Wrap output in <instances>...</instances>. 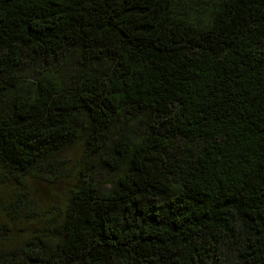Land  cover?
<instances>
[{
	"label": "trees",
	"instance_id": "obj_1",
	"mask_svg": "<svg viewBox=\"0 0 264 264\" xmlns=\"http://www.w3.org/2000/svg\"><path fill=\"white\" fill-rule=\"evenodd\" d=\"M82 141L30 224L20 188ZM7 191L0 264H264V0H0Z\"/></svg>",
	"mask_w": 264,
	"mask_h": 264
},
{
	"label": "rangeland",
	"instance_id": "obj_2",
	"mask_svg": "<svg viewBox=\"0 0 264 264\" xmlns=\"http://www.w3.org/2000/svg\"><path fill=\"white\" fill-rule=\"evenodd\" d=\"M84 142L70 143L52 160L46 169L40 175L44 177H32L27 181V188H20V192H26V196L21 198L22 207L31 208L29 210L31 218H28L30 224L38 223L48 215V211L55 208L56 204L62 205L67 193L75 182V176L80 165V158L84 151ZM111 176L100 178L103 183V189L112 188ZM14 194V195H13ZM17 194L12 191L4 192V203L13 199ZM27 200V201H26ZM2 216H0V221Z\"/></svg>",
	"mask_w": 264,
	"mask_h": 264
}]
</instances>
